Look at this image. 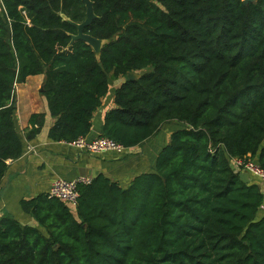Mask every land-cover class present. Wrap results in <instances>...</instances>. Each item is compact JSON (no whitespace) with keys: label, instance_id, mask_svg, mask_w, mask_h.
Returning <instances> with one entry per match:
<instances>
[{"label":"trees","instance_id":"obj_1","mask_svg":"<svg viewBox=\"0 0 264 264\" xmlns=\"http://www.w3.org/2000/svg\"><path fill=\"white\" fill-rule=\"evenodd\" d=\"M90 1L99 56L72 43L83 0H0V187L24 154L16 86L30 77H45L53 142L87 137L122 79L101 137L132 149L181 126L127 188L79 186L76 214L42 195L22 204L38 227L2 217L0 264H264V192L230 167L264 169V0ZM45 118H30L28 141Z\"/></svg>","mask_w":264,"mask_h":264},{"label":"crops","instance_id":"obj_2","mask_svg":"<svg viewBox=\"0 0 264 264\" xmlns=\"http://www.w3.org/2000/svg\"><path fill=\"white\" fill-rule=\"evenodd\" d=\"M44 79V76H35L28 78V81L44 82ZM117 82L102 100L87 140L102 136L105 114L115 108L113 91L122 81L120 85ZM15 104L24 154L18 160L6 162L8 169L0 187V219L11 216L20 224L31 227H38V224L23 211L22 204L39 196L49 195L54 181H73L81 177L94 180L104 176L120 187L127 188L138 175L153 171L158 155L170 142L171 134L181 126L177 122L166 123L155 136L136 148L128 149L125 154L112 152L92 155L71 144L49 139V131L55 121L49 114L43 96H16ZM38 114L45 115V124L41 132L28 141L26 136L32 130L30 118ZM250 181L260 184L264 191L259 180L251 177ZM71 210L76 214L74 209Z\"/></svg>","mask_w":264,"mask_h":264},{"label":"built area","instance_id":"obj_3","mask_svg":"<svg viewBox=\"0 0 264 264\" xmlns=\"http://www.w3.org/2000/svg\"><path fill=\"white\" fill-rule=\"evenodd\" d=\"M71 145L92 155H102L112 152L121 155L128 151V149L121 144L105 137H100L94 140H87L86 137H82L71 143ZM232 164L235 166L236 170H239V172L248 173L251 177L259 180L264 187V169L256 164L254 160H251L250 158L235 159ZM92 181L93 179L85 177L73 181L58 179L51 185L48 196L50 199L56 198L70 209L76 210L79 200V186L90 185Z\"/></svg>","mask_w":264,"mask_h":264},{"label":"water","instance_id":"obj_4","mask_svg":"<svg viewBox=\"0 0 264 264\" xmlns=\"http://www.w3.org/2000/svg\"><path fill=\"white\" fill-rule=\"evenodd\" d=\"M256 1L257 0H244L245 3H250V2L254 3ZM83 2L85 3V7H86V20L84 23H82L80 25H75L77 28V35L72 36V43L76 42V41H84L87 45H89L94 50V52L97 54V56H99L104 42L99 41V40H97V39H95L89 35H86L84 33V28L91 25L92 22L94 21V19L96 18V15L94 13V5L90 0H83ZM7 31H8V36L11 37V27L10 26L7 27ZM138 78H139V75L134 74V73H129L127 75L128 81H135ZM125 82L126 81L123 80L121 82V84H123ZM44 86H45V82L42 84L41 92L44 91ZM15 108H16V104H15ZM230 167L233 171H236V168L233 164H231ZM239 177L243 183H245V184L250 183L251 176L248 173H245V172L240 173ZM262 191H263V189H262Z\"/></svg>","mask_w":264,"mask_h":264},{"label":"rangeland","instance_id":"obj_5","mask_svg":"<svg viewBox=\"0 0 264 264\" xmlns=\"http://www.w3.org/2000/svg\"><path fill=\"white\" fill-rule=\"evenodd\" d=\"M121 81L123 80H119L117 84L120 85ZM43 83L44 82L41 80H35V81L27 80V82L24 85L16 86V96H42L41 87ZM114 84L112 86H114Z\"/></svg>","mask_w":264,"mask_h":264}]
</instances>
